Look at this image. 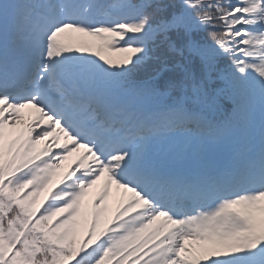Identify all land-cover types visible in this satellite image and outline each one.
Instances as JSON below:
<instances>
[{
	"label": "snow or ice",
	"instance_id": "obj_1",
	"mask_svg": "<svg viewBox=\"0 0 264 264\" xmlns=\"http://www.w3.org/2000/svg\"><path fill=\"white\" fill-rule=\"evenodd\" d=\"M0 264H264V0H0Z\"/></svg>",
	"mask_w": 264,
	"mask_h": 264
}]
</instances>
